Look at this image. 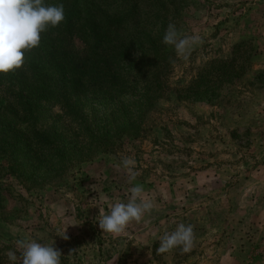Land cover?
I'll return each mask as SVG.
<instances>
[{
	"label": "rangeland",
	"instance_id": "rangeland-1",
	"mask_svg": "<svg viewBox=\"0 0 264 264\" xmlns=\"http://www.w3.org/2000/svg\"><path fill=\"white\" fill-rule=\"evenodd\" d=\"M141 3L143 40L133 59L152 40L163 45L169 23L201 42L187 61L172 46L160 56L151 50L148 59L157 61L146 80L136 83L134 71L128 74L126 86L139 88L90 96L91 128L129 120L138 137L61 174L32 166L33 159L25 167L12 164L16 129L7 109L8 126L0 130V264H10V250L19 260L21 239L55 247L61 264H264V0ZM39 45L48 52L51 39L41 37ZM73 50L81 53L79 40ZM144 87L155 98L150 110L142 105ZM36 113L57 128V142L67 135L63 128H72L59 106ZM125 156L139 173L131 183ZM137 184L151 212L118 236L102 232L100 209L108 214L111 205L127 203ZM180 223L193 227L191 251L158 253L160 237ZM65 230L67 240L57 235Z\"/></svg>",
	"mask_w": 264,
	"mask_h": 264
},
{
	"label": "trees",
	"instance_id": "trees-1",
	"mask_svg": "<svg viewBox=\"0 0 264 264\" xmlns=\"http://www.w3.org/2000/svg\"><path fill=\"white\" fill-rule=\"evenodd\" d=\"M113 1L44 0L45 5L63 4L65 14L59 26H49L41 32V37L51 39L49 51H44L40 45L26 50L22 67L8 74L0 73V130L8 126L5 121L10 118L7 116L10 112L7 109L13 113L16 129L13 165L25 167L33 159L36 162L32 166L38 165V169L45 171L52 168L61 174L65 169L78 168L98 154L115 152L124 140L137 139L136 133L131 134L135 124L129 120H123L114 129H93L85 114L92 95L120 96L139 88L126 86L128 74L134 71L136 83L145 81L146 71L157 61L148 59L149 53L154 50L160 56L167 46L152 40L148 49L142 48L139 59H133L132 51L140 47L143 40L137 33L143 21L141 0H128V9L121 8L125 0H117L113 9ZM77 40L82 45L79 54L73 50ZM7 89L18 91L7 95ZM144 90L142 105L150 110L155 99L153 91L145 87ZM9 97L13 98L11 109L7 106ZM56 106L72 127L70 131L63 128L67 135L61 136L60 142L54 137L57 128L43 123L36 113L39 109Z\"/></svg>",
	"mask_w": 264,
	"mask_h": 264
},
{
	"label": "clouds",
	"instance_id": "clouds-1",
	"mask_svg": "<svg viewBox=\"0 0 264 264\" xmlns=\"http://www.w3.org/2000/svg\"><path fill=\"white\" fill-rule=\"evenodd\" d=\"M64 19L63 4L45 5L44 0H0V73L8 74L22 67L25 51L39 46L41 32L49 26H59ZM162 42L172 46L178 58L187 61L193 47L201 42V37L198 34L182 36L176 26L169 23ZM121 164L131 183L139 175L134 171L135 160L125 156L121 158ZM153 207V203L144 197L143 186L137 184L131 187L127 203L111 205L108 214L100 209L99 228L102 232L118 236L132 221L140 222ZM57 235L69 239L66 230L58 231ZM193 243V227L180 223L173 232L160 237L157 252L166 253L179 247L182 253H187ZM17 245L19 260L16 252L10 250L7 253L10 264H61L62 253L53 246L28 239L17 241Z\"/></svg>",
	"mask_w": 264,
	"mask_h": 264
}]
</instances>
